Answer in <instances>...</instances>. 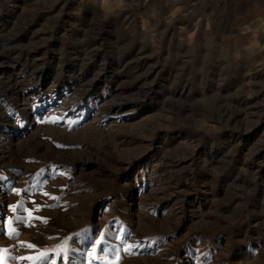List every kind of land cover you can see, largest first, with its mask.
I'll return each mask as SVG.
<instances>
[{"label": "rangeland", "instance_id": "rangeland-1", "mask_svg": "<svg viewBox=\"0 0 264 264\" xmlns=\"http://www.w3.org/2000/svg\"><path fill=\"white\" fill-rule=\"evenodd\" d=\"M53 262L264 264V0H0V264Z\"/></svg>", "mask_w": 264, "mask_h": 264}, {"label": "snow or ice", "instance_id": "snow-or-ice-1", "mask_svg": "<svg viewBox=\"0 0 264 264\" xmlns=\"http://www.w3.org/2000/svg\"><path fill=\"white\" fill-rule=\"evenodd\" d=\"M46 195H47V193H46ZM29 247H32V245H29ZM41 255L42 256H45L46 255V253H41ZM21 259H25L24 257H22ZM28 259H31V257H29ZM53 264H54V262H53Z\"/></svg>", "mask_w": 264, "mask_h": 264}, {"label": "bare ground", "instance_id": "bare-ground-1", "mask_svg": "<svg viewBox=\"0 0 264 264\" xmlns=\"http://www.w3.org/2000/svg\"><path fill=\"white\" fill-rule=\"evenodd\" d=\"M64 100H65V99H63V102H64ZM64 103H66V102H64Z\"/></svg>", "mask_w": 264, "mask_h": 264}]
</instances>
